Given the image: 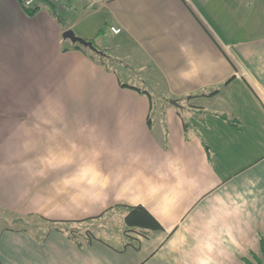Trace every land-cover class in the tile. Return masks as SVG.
Listing matches in <instances>:
<instances>
[{"label":"crops","instance_id":"0c3cea01","mask_svg":"<svg viewBox=\"0 0 264 264\" xmlns=\"http://www.w3.org/2000/svg\"><path fill=\"white\" fill-rule=\"evenodd\" d=\"M100 1L0 0V264H263L264 0Z\"/></svg>","mask_w":264,"mask_h":264},{"label":"rangeland","instance_id":"374dc122","mask_svg":"<svg viewBox=\"0 0 264 264\" xmlns=\"http://www.w3.org/2000/svg\"><path fill=\"white\" fill-rule=\"evenodd\" d=\"M64 17H65V19H67V15L65 16V15H63ZM105 19H106V14H104V13H98V14H93V13H90V14H88V15H86V16H84V15H78V16H76L75 18H73L72 20H71V22H76L77 23V25L79 24L80 26H83V25H85V26H88V27H90V26H93V24H95V23H97L98 22V24H102V27H104L105 28V26L107 25L106 23H109V21L108 20H106V22H104L105 21ZM73 30H74V32H75V34L77 35V36H82L81 34H80V32H79V28H73ZM101 30V29H100ZM98 33L100 32V31H97ZM96 32V33H97ZM83 37V36H82ZM114 39H116V37L115 36H113V35H109L108 34V31H106V33L105 34H103L102 33V35H100V38H97V39H95V45H97L99 48H101L100 50H102L103 51V53H100L101 55H99L98 53L97 54H95L94 53V51L92 50V49H88V51H90L92 54L94 53L95 54V56L98 58V59H102L103 61H105L106 62V64L107 65H109V66H111L113 69H115L116 70V68H117V66L119 67V68H123V65H121L117 60H115V59H112V60H110V59H108V58H106L107 57V51H108V48L106 47V45L107 46H110V44H109V42L108 41H114ZM129 62V61H128ZM134 81V83H137V84H139V85H143L142 84V82L141 81H138V80H136V79H134L133 80ZM152 92V91H151ZM154 94V93H153ZM180 106H181V104H180ZM183 114H186V115H188V113H186V111L185 110H183ZM14 218H16V215L14 216V214L13 213H11V212H9L6 208L4 209L3 207H1L0 206V227H3V228H6V226H14L15 224L17 225V226H15V227H18V226H21V224H23L22 222H20V221H18V223L17 222H15L14 221ZM29 220L30 221H34V223H37V222H39L38 221V219L37 218H29ZM40 223V222H39ZM76 227H78V226H76ZM75 227V228H76ZM95 227V231L97 232V233H99L100 232V230H102L101 228H98L97 226H94ZM114 227H116V224H115V226ZM78 229H80L79 227H78Z\"/></svg>","mask_w":264,"mask_h":264},{"label":"trees","instance_id":"16d2710c","mask_svg":"<svg viewBox=\"0 0 264 264\" xmlns=\"http://www.w3.org/2000/svg\"><path fill=\"white\" fill-rule=\"evenodd\" d=\"M39 3H46L48 4L49 6H51V8L53 9L54 11V14L57 13V8L54 7L52 4L50 3H47L45 0H36V3L34 6H32L31 9H29L27 12L32 15L38 8H39V5H37ZM95 43V42H94ZM75 47H78V48H85L86 50L90 49L86 46H84L83 44H74ZM97 46V45H96ZM97 48H99L97 46ZM101 49V48H99ZM94 51V50H93ZM95 54H99L101 55L99 52L97 51H94ZM93 53V55H95ZM129 85V84H128ZM126 84H123V86H128ZM131 86V85H130ZM137 90H139V88L135 87V86H131ZM212 93V92H211ZM210 95V94H209ZM191 96V95H189ZM128 209H129V212L125 215V221H127L128 225L131 226V227H144V228H153V229H157V228H161V224L158 222V220L154 219V217L148 212V210L146 208H144L142 205H128ZM78 232L80 233V229L78 228H70L69 230V233L71 235H78ZM85 234L88 236V237H91L93 236L94 234L92 233V230L91 229H88L85 231ZM263 251H264V246H263ZM256 259V258H255ZM247 263L249 264H257L253 261H250L249 259H244ZM257 261V260H256ZM260 264V263H258ZM264 264V263H263Z\"/></svg>","mask_w":264,"mask_h":264},{"label":"built area","instance_id":"2783aa9c","mask_svg":"<svg viewBox=\"0 0 264 264\" xmlns=\"http://www.w3.org/2000/svg\"><path fill=\"white\" fill-rule=\"evenodd\" d=\"M47 3L52 4L54 7L57 8V11L64 12L67 11L71 7L70 0H45ZM88 3V6L94 7L99 4L100 0H84ZM19 3L22 5L24 10L28 11L35 5L36 0H19ZM113 33H119L122 29L118 25H112L110 27Z\"/></svg>","mask_w":264,"mask_h":264},{"label":"water","instance_id":"95a60500","mask_svg":"<svg viewBox=\"0 0 264 264\" xmlns=\"http://www.w3.org/2000/svg\"><path fill=\"white\" fill-rule=\"evenodd\" d=\"M63 37L66 39H71L73 43L83 44L84 46L93 49L94 51L103 53L102 50L96 47L92 39L89 40L85 37L77 36L72 28H67V30L63 32ZM171 102L174 104H178L176 100H171Z\"/></svg>","mask_w":264,"mask_h":264}]
</instances>
